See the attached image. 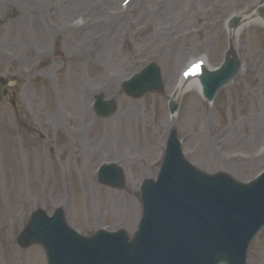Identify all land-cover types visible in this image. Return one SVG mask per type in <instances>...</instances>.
Returning <instances> with one entry per match:
<instances>
[{
    "label": "rangeland",
    "instance_id": "rangeland-1",
    "mask_svg": "<svg viewBox=\"0 0 264 264\" xmlns=\"http://www.w3.org/2000/svg\"><path fill=\"white\" fill-rule=\"evenodd\" d=\"M121 1V0H116ZM175 1V2H174ZM250 1L254 0H223L220 4H217L215 0H182L181 2L179 0H170V5L174 2V6H166L163 4L160 7H156L159 5L160 0H149V7L150 11L145 10L142 11L141 16L139 17L137 15V18L134 19L132 22L127 21L129 24L133 25V28L129 30L126 33L127 40H124L119 36L118 40L112 44H116V47L122 51L125 55H122L118 62L126 61L130 62L132 64L133 58L137 59V62L134 63L135 65L132 67V69L127 70L123 75L128 78L132 73H136L139 68L145 65L149 61L148 55H150L152 52L155 53L156 59L160 61V54L163 53H171L174 49L177 47H182V54L179 58H173L168 59L166 61V55L163 56L162 66L164 70L167 73L174 74L178 64L180 61H184L185 56L188 55V52L193 47L192 44H195L196 42L193 41H203L204 38L208 37L209 35H216L213 40V45L211 47L205 46V45H197L196 51L200 53H205L209 56L210 61L214 63L216 61L215 59H218L221 53V49H223L225 44V39L221 34H215L211 33L209 31V28L205 30V32L202 34L201 37L192 35L189 30L190 29H202L205 28L210 23L217 24L219 20H221V17L218 16L219 14H222V16L227 17L229 14H224V11L228 9V7H238L242 8L246 6ZM54 2H60L63 5V9L67 7V5L72 4V0H54ZM201 2V4L199 3ZM117 2H112V4H109L111 6H115ZM82 2L77 4L78 8L81 7ZM208 7L207 9L211 12V18H207L204 15H200L199 8L204 10V8ZM20 7H17L15 10L9 11L8 13V19H1L0 20V42H7L10 46V51L13 53H20L19 49L22 44L25 42L29 45V54H31L30 48H31V38L32 43H34L38 48H40L42 51H51L53 47L54 38L47 32V29L44 28V25L38 17L36 12L33 13L34 22L32 27H30V31L27 32L26 28L21 25V17L24 16L23 11H18ZM3 10V5H0V11ZM55 19H61L62 17H69L67 20H69L71 17H75L77 14L81 13L80 11H65L58 13L54 10H52ZM187 11V22H184L182 24L179 23V19L181 18V14L183 12ZM233 11V10H232ZM173 15L172 17L166 16L167 14ZM20 15V16H19ZM156 15H160L159 18V25L160 29H162V39L156 40L155 39V27L152 24L151 21L156 17ZM199 15V16H198ZM12 21V29L6 28V23L8 21ZM27 21H30L29 17L27 18ZM44 24L47 28H50L51 30H56L57 26L55 22L50 21L49 19H46L44 21ZM22 26V27H21ZM102 34L99 41L101 42V45L104 48H109V40L110 35L115 31V26L110 25L108 23H102ZM41 30V32H39ZM178 31L176 33H172L171 35H167L170 31ZM101 32V31H100ZM173 38L170 43H166L163 40L164 39H171L175 34H177ZM167 35V36H166ZM263 35L261 32H251L249 34V42L248 38L242 37L241 41H244L246 44L247 54L245 56V61L247 68L245 67V73L242 74L236 81L233 88L228 89L227 91H221L220 99L217 101V111L215 112V109L211 110L210 113V124L208 127V134L210 140H218L219 144L218 146L223 147V155L222 158H226L227 155L235 152H242V153H251L256 148L257 144L261 141H264V67L258 68L254 67V60H256L257 53L259 51H263L264 49V41H263ZM18 37L19 42L16 41V38ZM12 40L10 43L9 39ZM178 42H182L181 45L175 46ZM84 43L83 40H80L79 45H82ZM200 43V42H199ZM21 44V45H20ZM63 41L57 42L56 50L54 51V55L56 58L53 61V64H55V67H58V70L55 71L54 67L50 64V61H42L40 62V67L45 68L48 70V74L45 73L39 78L40 86L44 88V94L48 96L49 98L52 96L50 91L47 90V86L51 85L54 86L56 82L60 83L61 88L64 86V80H65V69H62L67 63L71 62V65L76 63L77 60L81 61L83 67H85V72L88 70V73H85V80H88V83L91 84H100V82L108 76V73H116L118 70V67L120 64H116L113 61L106 60L104 58H98V61L89 62L86 57L80 54L79 51H75L72 56H68V51H64V55L61 53L60 46H63ZM88 45L80 46L78 50L84 51L88 48ZM207 47V48H206ZM110 49V48H109ZM104 52L103 48L101 49V54ZM198 54V53H196ZM32 55V54H31ZM130 55V56H129ZM97 57H99L97 55ZM146 57V58H144ZM81 58V59H80ZM248 58V59H247ZM250 59H253L250 61ZM71 65L69 67H71ZM259 70H258V69ZM1 71L12 73V69H6L4 66L0 67ZM171 71V72H168ZM260 75V77L258 76ZM44 78H47L48 83L45 85L43 82ZM122 84V83H121ZM117 85L116 92L118 90V93H114L111 95V91L109 92V96H105L107 99H110L116 102L117 106H119L120 103L125 106V100L127 98L122 95V93L119 92V87L121 86ZM117 95L116 98H113ZM251 101L249 104V101H247V98L251 97ZM150 99H157L158 97H149ZM47 99V98H45ZM147 99V98H146ZM144 99V100H146ZM161 101H163L161 99ZM192 99H184L183 106L184 110L187 108L188 103H190ZM61 104V100L59 102ZM254 106V108H253ZM119 108V107H118ZM55 108L52 106L51 102L48 100V102L45 104V107L41 110L40 119H44L45 112H51L56 113ZM151 109L150 102L145 103V105L142 107V110H138V112L141 113H147ZM164 111V109H163ZM216 115H215V113ZM165 114V113H164ZM161 115V113H159ZM215 115V116H214ZM205 117V116H204ZM204 117L202 116V113L200 112V109L197 111V115H195V122L192 123L191 120H189V123L186 124L184 119L181 121V126L185 128V131L191 135H193V141H191L187 148V155L193 154V157L191 159L198 163L201 159L205 156L206 149H203V153L199 150L195 151L193 149H190L193 147V144L196 143V141L200 137V133L204 131V124L203 120ZM253 117V120L255 119V127L258 130L257 138L253 141H249L246 138V135L251 130L250 123L246 122L249 118ZM39 118V117H38ZM9 120L3 119L0 116V136L4 134L5 129L8 128ZM156 122V121H155ZM185 122V124H184ZM55 124V123H54ZM58 128V126H56ZM149 132V131H148ZM150 134V132H149ZM151 135V134H150ZM225 135L227 138L225 139ZM223 136V137H222ZM223 138V139H222ZM226 141H223V140ZM58 140L60 141L61 138L58 136ZM246 142H249L250 145H247ZM4 143V141H1L0 144ZM78 144H80V138L78 139ZM159 141L156 136V140L154 145H158ZM223 143V144H222ZM7 144L8 146V153L12 155H17L18 157H21L23 154L26 155L27 162H22L21 160H14L13 158H10V163L8 164L5 160L1 157L0 154V220L5 219L7 220V224L3 225L0 223V237H5L6 234L9 232L8 229V222L10 219H14L17 223L16 229L12 232V234H16L17 231L21 228V226L24 224V218L23 214L30 209H32L30 199L33 197L32 194V173L34 172V164L33 162V155L37 153L38 159L39 158H47L48 152L41 151L40 148H30L26 144L20 146L17 139H14L13 141H9ZM6 149V148H5ZM74 146L71 145L70 147L64 148V153L67 155L69 152L68 150H73ZM2 153V152H0ZM73 153V152H72ZM214 156H218V154H214ZM75 156L73 155L70 164L71 167L74 166L75 163ZM15 161V162H14ZM15 163L18 164L19 170L21 172L20 178L16 182H13V188H10V184L8 183V176L12 177L13 170L15 169ZM86 164V163H84ZM203 165H204V158H203ZM27 166V168H26ZM261 165H258L251 171H245L241 173L240 177L235 176L236 181H246L251 175H253V172H256ZM213 169V168H211ZM27 170V171H26ZM206 170V169H204ZM23 171H26V174L31 177L30 183H26L22 180V173ZM212 170L208 169V172H211ZM50 180L52 182V185L54 187V194H51L49 197H47L46 202L43 203V207L49 211V208H53L55 203L57 202V197L60 195L61 187L59 183V176L57 173V169H54L53 175L50 176ZM27 189V197L24 199L18 198V193L20 189ZM74 190V188H73ZM74 193V205H76V192ZM109 220L110 223L112 221L111 216H107L106 218ZM264 257V238L259 242L258 245L255 246V249L250 254V262L251 264H259L260 258L262 259ZM24 255L22 253H19V258H21L18 261V264H25L23 260ZM30 264H34L33 260H36V255L32 252L30 254ZM259 260V261H258ZM258 261V262H256ZM2 263V260H0V264ZM262 264H264V259H262ZM7 264H10L9 262ZM37 264V262L35 263Z\"/></svg>",
    "mask_w": 264,
    "mask_h": 264
},
{
    "label": "bare ground",
    "instance_id": "bare-ground-1",
    "mask_svg": "<svg viewBox=\"0 0 264 264\" xmlns=\"http://www.w3.org/2000/svg\"><path fill=\"white\" fill-rule=\"evenodd\" d=\"M88 0H84L83 1V4H85V9H84V12H86L87 14H90V15H94V14H96V12L98 11V9L99 8H101L102 6H103V3L101 2V0H97L95 3H93L92 5H90L89 7H88V2H87ZM108 0H106V2H107ZM180 2L182 1V0H179ZM175 2V1H174ZM174 2L171 4V6H174ZM142 5V2H139L138 3V8L140 7ZM253 25H251V26H249L248 28H247V30L246 31H249V32H246L245 34V36H247V34H249V33H251V32H261V31H264V23L263 22H261L260 20H258V18H256L253 22ZM244 36V37H245ZM212 39H214V37L213 36H208V37H206L205 39H204V42L205 43H210L211 41H212ZM84 41H86L85 39H84ZM115 58H118L117 56H115L114 57V60H115ZM207 59V58H206ZM208 60V59H207ZM206 60V61H207ZM251 60H253V59H251ZM121 66H122V69L123 70H127L128 69V65H126V63H123V64H121ZM211 69H213V67H210ZM119 75H121L120 73H118ZM110 85H111V82L110 81H106L105 83H103L102 84V86H101V89H100V91H102V92H108V90H109V88H110ZM189 91V93L190 94H192V95H196V92H198L199 91V89H198V87L197 86H190V87H188V88H186V89H184L183 91H182V93L183 92H188ZM85 111H83V113H84ZM132 118H133V116H124L123 117V115H120V114H118L117 115V117L115 118V120H114V125H113V123H109V128L110 129H113L114 128V126H115V123L118 125V129H119V132L121 133V135H122V138H121V140H122V142H123V146H124V148H127V147H132L131 145H130V142L132 141V138H128V139H126L125 138V136L127 135V134H129V133H132V132H134L137 128H140L139 126H140V121L138 120V119H135L133 122H132ZM246 122H248V123H250V125H251V130H250V132L246 135V138L251 142V141H253L254 139H256L257 138V134H258V130H257V128L254 126L255 125V122H253L252 120H250V119H248ZM167 127H168V125H167ZM147 142H148V140L146 139L143 143H144V145L145 144H147ZM246 144L247 145H250L249 144V142H246ZM105 149V148H104ZM99 150V152H101L102 150H103V148H100V149H98ZM209 162V155L204 159V163L205 164H207ZM238 165H244V164H238ZM253 166H255V164H250V165H247L246 164V167H249L251 170L253 169ZM237 168H233L232 170H230V173L232 172V173H234V174H236V175H239L240 173L239 172H241V171H243V170H247V168L246 169H244V168H241V170L239 171V170H237L238 168H240L239 166H236ZM89 188H91V182H87V180H85V182H84V184H83V192H84V195H86V191L89 189ZM123 204V206H124V209H126V207H127V204L126 203H122Z\"/></svg>",
    "mask_w": 264,
    "mask_h": 264
},
{
    "label": "water",
    "instance_id": "water-1",
    "mask_svg": "<svg viewBox=\"0 0 264 264\" xmlns=\"http://www.w3.org/2000/svg\"><path fill=\"white\" fill-rule=\"evenodd\" d=\"M198 175V174H197ZM197 175H195V179H193L195 182L197 181ZM199 176V175H198ZM200 177V176H199ZM201 178V177H200ZM246 196H248V195H246V193L245 192H243V191H241L235 198H233L232 200H230V201H232L231 203H233V202H243V199H245V197ZM228 246V245H227ZM184 252V251H183ZM218 252H221V250L220 249H218V250H216V255H217V253ZM181 253V251L178 253V255ZM219 258H224L223 257V253H221L220 255H217ZM172 260H174V257H172L171 258V263H169V264H174V262L172 261ZM212 263H215V259L213 260V262ZM168 264V263H167Z\"/></svg>",
    "mask_w": 264,
    "mask_h": 264
}]
</instances>
